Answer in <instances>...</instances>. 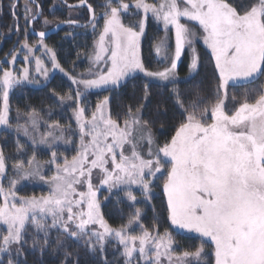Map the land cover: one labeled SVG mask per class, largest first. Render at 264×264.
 Segmentation results:
<instances>
[{"label":"snow or ice","instance_id":"6c2138e0","mask_svg":"<svg viewBox=\"0 0 264 264\" xmlns=\"http://www.w3.org/2000/svg\"><path fill=\"white\" fill-rule=\"evenodd\" d=\"M85 3L86 0H79L78 5L69 7ZM18 7L19 0H12L9 8L16 31L21 18L16 12ZM87 7L93 31L98 19L104 21L90 59L97 67L103 62L106 70L90 68L79 77H69L76 86L75 95L69 92L58 97L62 104L68 100L75 105L72 117L76 130L72 134L78 137L79 144L76 155L71 160L64 157L62 164L57 162V152L51 151V159L46 162L55 165L51 177L43 174L44 166L33 155L26 162L21 160L12 165L14 175L6 189L2 180L7 176V158L0 149V226L4 227L0 232V264H26L29 229L35 233L31 248L35 250L39 246L41 252L51 243L62 248L69 238L83 240L90 251L103 252L109 238L114 237L123 249L125 264H133L134 259L136 264H200L206 255L205 243L213 245L214 264H264V84L246 89L240 101L228 93L230 84L233 87L250 84L264 76V0H249L248 4L238 6L228 0H160L158 4H148L145 0H105L104 11L99 16L90 4ZM132 7L137 13L143 10L144 16L134 24L125 25L122 14ZM149 12L158 22L162 21L165 31V36L153 46L155 54L161 62L170 61L168 67L156 72L145 69L140 55V40L145 34ZM41 16L38 0H24L23 19L27 25L34 24ZM189 22H196L201 34L190 28ZM49 23L45 18L44 24ZM170 26L175 32V49L169 55ZM38 36L40 39L32 45L26 33L19 49L7 54L11 57L8 62L14 64L19 52L25 51L28 53L25 62L30 64L34 59L36 72L47 78L48 70L43 67L42 59L34 55L35 51L42 47L50 54L53 68L60 65L53 49L43 43L46 32L41 31ZM197 40H202L211 50L214 60L219 81L215 102L202 107L204 100L195 91V98L185 106L180 91L173 87L170 98H174L173 107L178 110L179 120L171 139L155 151L151 126L142 119L140 108L133 112L129 107L121 126L107 110L109 98L105 97L96 104L91 118H85L86 109L81 101L90 89L119 87L122 80L137 72L158 78L166 82L165 86L175 85L177 61L186 46L190 49L189 71L197 70L200 61L195 48ZM0 71L3 101L0 126L10 127V90L24 81H33L29 80L28 67L20 74L9 69ZM143 93L142 99L147 101L150 96L147 84ZM167 112L166 109L160 113L158 109L159 115L167 116ZM36 116L35 110L29 113L33 132L38 126ZM49 128L39 140L49 149L55 148L54 141L63 139L64 131H72L71 126L64 129L59 123ZM21 129L29 136L28 126L18 125L17 132ZM52 129H59L61 135L55 136ZM137 129L145 131L137 136ZM36 143L33 138L32 144ZM65 143L75 141L69 139ZM145 144L147 152L143 153L141 148ZM17 151H23L19 142ZM94 171L102 176L98 185L92 182ZM164 173L168 219L180 229L200 234L202 243L195 251L175 253L170 233L153 234L139 225V208L119 228L109 226L101 213L97 198L101 188L109 193L123 192L135 204L138 200L132 186H137L141 195L150 200L157 174ZM33 179L50 185L49 194L19 197L17 185ZM85 186L86 191L79 190ZM134 225L141 227V234H130ZM53 231L57 233L54 241ZM41 234L43 243L37 238ZM70 256L65 252L63 264H68Z\"/></svg>","mask_w":264,"mask_h":264},{"label":"trees","instance_id":"16d2710c","mask_svg":"<svg viewBox=\"0 0 264 264\" xmlns=\"http://www.w3.org/2000/svg\"><path fill=\"white\" fill-rule=\"evenodd\" d=\"M53 1L55 0H38L42 6V17L35 21L33 28L35 30H44L48 25L44 24V19L48 21H59L65 19L70 12L65 7L61 11L53 10ZM67 2H77L79 0H66ZM93 7L95 12L100 14L104 11L103 0H87ZM233 6H238L241 3L248 4L249 0H228ZM12 0H0V61L8 56L17 45L25 39L27 33V41L35 40L36 38L30 34L29 26L23 19V4L24 0H19V7L16 9L19 19V31H16L14 18L10 14L9 5ZM241 9L238 7V11ZM67 11H69L67 13ZM89 13L85 11L84 15L76 19L86 21ZM102 22V19L98 20ZM101 27V24L99 25ZM73 29L76 32H73ZM155 25L149 22L147 27V37L143 40L141 45L142 61L145 69L155 70L159 66L152 51V46L155 42ZM97 32H89L86 29H77L71 27L63 28L57 34L49 36L45 41L52 47L55 52V57L60 67L67 72L68 76H75L78 72H82L89 66L90 56L93 50V43ZM198 53L200 57L199 68L195 75L189 79L177 81L175 85L166 83H158L149 81L142 75H135L128 78L119 87H111L103 90L90 92L86 95V100L90 106H94L98 101L105 97L109 98L108 107L113 119H118L120 122L126 118V113L129 107L136 111L141 109L142 119L148 121L151 126V133L156 143L163 145L171 139L175 132V125L179 120L178 110L173 107V99L170 98V92L173 87L178 88L181 97L185 100V106L188 101L194 99V92L199 91L200 96L204 100L202 107L211 106L215 102V90L219 83L217 73L214 68V60L211 54L200 44H198ZM2 61L0 65H3ZM180 71L187 70V58H183L180 66ZM147 84L150 96L147 101L143 100V88ZM264 84V76H260L254 83L245 84L233 87L229 86L228 93L231 97L235 95L237 100L243 99V94L246 89H256L259 85ZM74 89L71 80L62 74H56L47 83L39 87H29L26 85L16 86L9 96L10 115L13 117L16 113L24 117H28L29 113L35 110L37 116L41 119L43 124H56L61 126L74 125L72 111L75 105L60 103L59 96H66L72 92L74 96ZM55 92L57 95H54ZM1 107V98H0ZM232 104L229 103V108ZM166 109L167 116L159 115ZM176 117V118H173ZM23 147V151H17V143ZM0 149L5 155L8 169H12V165L18 161H27L33 155L36 159H49L50 151L39 150L33 147L29 142L15 136L14 132L7 131L0 132ZM74 149V148H73ZM73 149L66 152L71 154ZM58 153H62L58 152ZM166 178V173L156 178L153 186L154 193L150 200L137 198L138 202L132 204L124 197L123 192H112L102 190L100 199L101 213L104 220L111 227H121L127 223L128 217L136 208L141 210V217L139 224L149 231H158L164 233L167 231L171 234L174 241V251L181 253L185 250L195 251L202 243V238L187 234L172 228L170 219L167 213V200L163 192V183ZM21 196L42 195L47 192L44 186H35L32 184H25L17 189ZM105 197V199H103ZM57 233L52 232V239L55 240ZM35 233L29 229V235L26 237L28 246L25 248L26 264H63L65 260V252L70 253L68 264H125V259L121 255L122 252L115 250L112 246L105 247L103 252L90 251L85 246L84 241H76L74 239H66L64 247L57 248L55 243L41 252L39 246L33 250L31 248L32 240ZM43 243L42 234L40 237ZM113 249V250H112ZM206 255L203 257L204 264H214V256L212 255L213 245L211 243L204 244Z\"/></svg>","mask_w":264,"mask_h":264},{"label":"rangeland","instance_id":"374dc122","mask_svg":"<svg viewBox=\"0 0 264 264\" xmlns=\"http://www.w3.org/2000/svg\"><path fill=\"white\" fill-rule=\"evenodd\" d=\"M103 2H105V0H103ZM125 2H130V0H125ZM159 2H160V0H145V3H148V4H158ZM63 7H65L70 12L67 11V13L68 12L69 13L67 14L66 18L65 19H62V20H59V21H63V20H78V19H76L77 17L84 15L85 11L88 12V10L86 8H84V7L69 8L67 6H61L58 2L53 1V10L61 11V9ZM41 8H42V6H41ZM42 13H43V10H42ZM98 16H99V14H98ZM143 16H144L143 10H139V13H137V10L134 7H132V8L129 9V11H128L127 14H122V21H123V23L125 25H131V24H134L136 21L140 20L141 17H143ZM59 21H49L50 23L47 24L48 27L45 28V30L48 29V28H50V27H52V26H54ZM78 21H81V20H78ZM150 21L154 23L155 28H156L155 29V33H156L155 34V42H154L153 46L155 44H157L160 41V39L165 36V31H164V28H163L162 21L161 22H158L153 17L152 13L149 12L147 14V18H146V21H145V25H146L145 26V34L141 37V40H140V55H141V58H142V51H141L142 48H141V45H142L143 40L147 37V34H146L147 33V27H148V24H149ZM182 22H185V21L182 19ZM100 24H101V27H99ZM103 24H104L103 19H102V22L97 21L96 30L95 31H93V28H92V25L91 24L88 25V26H86V27H84V28L74 27V26H66L64 28H69V30H71V27H73V28H77V29H86L89 32H97V36L95 37V41L93 43V50H94L95 43H96V41L98 40V37H99V33L103 29ZM189 27L190 28H193L197 32V34H201V30L196 25V22H189ZM73 32H76V31L73 29ZM167 37H168V45H169L168 52H169V55H170L172 52H174V49H175V32H174V29L171 28V26H170V30L167 33ZM38 40H39V38H36L35 40L28 41V43L34 45V44L37 43ZM43 43L45 45H47L49 48L52 49V47H50L47 44V42L45 41V39H44ZM198 44L202 45L211 54V50L207 48V46L203 43L202 40H197V42L195 44V48H196L197 52H198V47H197ZM153 46H152L153 54L155 56V59L157 60V64L158 65H161V66H159L155 70H148V69H146V70L152 71V72L161 71L165 67H168L170 65V61L165 60V61L161 62V58L158 57L155 54V51H154V47ZM17 49H19V44L17 45ZM93 50H92L91 56L93 55ZM27 54L28 53L25 52V51H20L14 64L8 62V61L11 60V57L9 55L6 56V57H4L1 60L2 63H4V64L3 65H0V69H9L14 74H20L21 73V70L24 67H28L29 68V80H31L33 82L32 83H29L28 81H24L22 84L23 85H26V86H29V87H39V86H42L45 83H47L52 77H54L56 74L65 75V76H67V78L72 77V76H68L67 75L68 74L67 72L61 71L60 70L61 67L60 68H53V65H52V62H51V59H50V54L49 53H46L44 51V49L41 47L38 51H35L34 55L35 56H38V57H40L42 59V61H43V67H45L48 70V76H47V78H45L42 74L36 72V70H35L36 66H35V60L34 59L32 60V62L30 64H28V63L25 62L24 56L27 55ZM183 58H187V70H185V71L182 72V71L179 70V66H180ZM89 61H90V63H89V66L87 67V69H85L82 72H78L73 77H79L81 73L87 72L90 68H92L94 71H98L99 69L106 70V66L103 64V62H101V64L97 67V66H94L92 64L91 59ZM189 63H190V49L186 46L185 47V50L182 53V56H181L180 60L177 61V68L175 70L176 71L177 81H182V80L189 79L190 77H192L193 75H195L197 73L198 68H199V65H198L197 70H195L194 72H191L190 73V71H189ZM135 75H142L145 78H147L149 81L163 83V84L166 83L164 81H160L158 78H155V77H146L143 72H137V73H134V74L130 75L129 77L125 78L124 80H122L121 83H120V85L123 84L128 78H130L132 76H135ZM0 76H2V71H0ZM87 78H92V77H87ZM73 86L76 88V86L74 84H73ZM111 87H115V86H110L108 88H111ZM13 89L10 90L9 96H10L11 92L13 91ZM103 89H105V88L90 89V90H88L87 92L84 93V97H83V99L81 101V106L86 109V112H85V118L86 119H90L91 118L92 113L95 111L96 104L99 103L100 101L104 100V98H103L102 100L98 101L94 106L91 107L90 104H88V102L85 101L86 100V95L88 93H90V92H95V91H99V90H103ZM74 95H75V93H74ZM0 98H1V107L0 108H2V106H3L2 89H0ZM64 103L65 104L66 103L67 104H72V102L71 101H68V100H65ZM107 110H109L108 105H107ZM71 113H73V111ZM8 118H9L10 127L0 126V132L1 131H7V132H10V133L14 132V134H15V136H17V138L20 137V138L24 139L25 141L29 142L36 149H39V150H47L48 152L50 151V155H49L50 157L47 160H39V159H36L35 158V160L38 163H40L41 165L44 166L43 167V174L46 177H51L55 173V165H48L46 163V162H48L51 159V151L52 150H55L57 152V156H58V161L57 162L58 163H61V164L63 163V158L64 157H67L69 160H71L72 156L76 155V150H77V145L79 144V140H78V137H76V136H74L72 134L76 130V124H75L74 119H73L74 125L71 128L72 131H64L63 134H62L63 135V139L54 141L55 148L54 149H49L47 147V145L40 144L39 143V140H40V137H41L42 134H46L48 131H50L49 126L50 125H53V124H49V125L43 124L41 122V119L38 116H36L37 122H38V126H37V130L35 132H33L32 129H31V124H30V121H29V116L28 117H24L21 114L16 113L13 117H11V115H10V105H9ZM209 122H210V120H209ZM18 125H21V126H25L26 125V126H28V128H29V136H25L22 129L19 132H17V126ZM121 126H123V122H121ZM62 127L64 129H67L68 128V126H62ZM52 131L54 132V135L55 136H60L61 135V131L59 129H52ZM143 131H145V130H143V129H137L135 135L139 136ZM33 138L37 142L36 145H33L32 144V139ZM69 139L75 141V143L66 144L65 143V140H69ZM153 140H154V144L152 145V147H153V151H155V149H156L157 146H162V145H159L158 143H156V141H155L154 138H153ZM69 149H73L72 150L73 152L71 154H68V152H66ZM141 150H142L143 153H146L147 152V145L146 144L145 145H142ZM61 151H62V153H58V152H61ZM6 171H7V176L5 178H3L2 183H3L4 187L7 189L8 188L9 178H12L13 175H14V173H13V170L12 169H10V170L8 169V166H7ZM160 175L161 174H157V177L160 176ZM101 178H102V176H101L100 173H98L97 171H94L93 172L92 182H93L94 185H98ZM155 180H156V178H155ZM155 180L153 182V186L155 184ZM25 184H32V185H35V186H44L47 189V192L45 194H42V195H34L36 197L46 196V195L49 194L50 185L44 183L43 181H39V180H36V179L22 181L20 184L17 185L16 192H17V189L18 188H20L21 186H23ZM153 186H152L151 195L154 193ZM79 190L80 191H86V186L79 188ZM102 190L109 192L106 188H101L98 191L97 198H98V200L100 202V210H101V202H102V199H100V196H101V191ZM132 191L137 196V198H143V199H145L141 195V193H140V191H139V189H138L137 186H132ZM163 192H164V190H163ZM164 194H165V192H164ZM17 195L19 197H32V196H21L18 192H17ZM165 197H166V194H165ZM0 199H2V197H0ZM103 199H105V197ZM166 200H167V197H166ZM170 223H171V221H170ZM139 225H134L129 230L130 231V234H132V235H139V234H141L142 229H141V227ZM171 226L175 230H178V231H181V232H184V233H187V234H192V235H195V236L200 237V234L199 233H196L194 231H189L187 229H180L178 226L172 225V224H171ZM96 227H97V229L99 228L98 225ZM112 228H119V227H112ZM3 231H4V227L3 226H0V232H3ZM153 234H155V231H153ZM108 245L112 246L115 250H119L120 252L123 251L122 247L118 244V242L115 240L114 237L109 238V240H108V242L106 244V247ZM175 253H177V252H175ZM133 264H136V260L135 259L133 260ZM165 264H167V262H165ZM194 264H195V262H194ZM200 264H204L203 258L201 259Z\"/></svg>","mask_w":264,"mask_h":264},{"label":"water","instance_id":"95a60500","mask_svg":"<svg viewBox=\"0 0 264 264\" xmlns=\"http://www.w3.org/2000/svg\"><path fill=\"white\" fill-rule=\"evenodd\" d=\"M65 6L69 7V6H73V5H78L79 4V1L77 2H73V3H69L65 0H60ZM89 3L87 2L86 0V3L84 6H76V7H69V8H79V7H84L88 10V5ZM41 6V5H40ZM93 8V7H92ZM42 10V8H41ZM88 13H89V18L87 21H78V20H71V21H76L75 24H70V23H67V21H70V20H63V21H59L58 23H56L54 26L46 29V30H34L33 29V24L32 25H29V31H30V34L33 35L35 38H39L38 36V33L41 32V31H44L46 32V36L44 39H47L49 36L51 35H54V34H57L62 28L66 27V26H74V27H80V28H84L85 25H90V17H91V13L89 12L88 10ZM40 39V38H39Z\"/></svg>","mask_w":264,"mask_h":264},{"label":"flooded vegetation","instance_id":"af4514ba","mask_svg":"<svg viewBox=\"0 0 264 264\" xmlns=\"http://www.w3.org/2000/svg\"><path fill=\"white\" fill-rule=\"evenodd\" d=\"M56 2H58L61 6H65L60 0H55ZM66 1V0H65ZM71 3V2H69ZM73 3V2H72ZM45 30V29H44Z\"/></svg>","mask_w":264,"mask_h":264}]
</instances>
